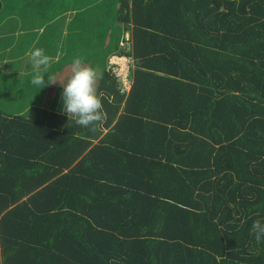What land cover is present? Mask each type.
<instances>
[{"label":"trees","instance_id":"1","mask_svg":"<svg viewBox=\"0 0 264 264\" xmlns=\"http://www.w3.org/2000/svg\"><path fill=\"white\" fill-rule=\"evenodd\" d=\"M118 20L95 132L61 86L0 110V264H264V0H121Z\"/></svg>","mask_w":264,"mask_h":264},{"label":"rangeland","instance_id":"2","mask_svg":"<svg viewBox=\"0 0 264 264\" xmlns=\"http://www.w3.org/2000/svg\"><path fill=\"white\" fill-rule=\"evenodd\" d=\"M4 3L0 15V110L10 115H26L33 106H50L58 87L71 78L74 59H81L82 66L97 72L91 59L100 57L103 39L109 36L107 28L117 32L121 26V0ZM36 48L52 57L48 66H41L39 74L45 79L53 76L56 84L43 89L31 83L37 74L31 59Z\"/></svg>","mask_w":264,"mask_h":264},{"label":"clouds","instance_id":"3","mask_svg":"<svg viewBox=\"0 0 264 264\" xmlns=\"http://www.w3.org/2000/svg\"><path fill=\"white\" fill-rule=\"evenodd\" d=\"M33 69L37 74L31 83L46 88L56 84L54 77L39 74L41 66H48L52 57L44 54V50L36 48L31 52ZM71 78L63 85L61 93L62 108L61 113L67 114L68 120H73L77 127L95 132L99 124L105 119L103 107V94L98 93L97 72L91 68L82 66L81 59H74L71 63ZM251 231L255 234L256 242L264 243V222L257 219L252 223Z\"/></svg>","mask_w":264,"mask_h":264},{"label":"built area","instance_id":"4","mask_svg":"<svg viewBox=\"0 0 264 264\" xmlns=\"http://www.w3.org/2000/svg\"><path fill=\"white\" fill-rule=\"evenodd\" d=\"M129 49H130V46H129ZM131 61H132V57L130 56L116 55L110 59L109 68H111L112 71L119 77L123 92L126 90H129L132 84V80L130 78ZM122 66L125 67V69L122 68Z\"/></svg>","mask_w":264,"mask_h":264},{"label":"crops","instance_id":"5","mask_svg":"<svg viewBox=\"0 0 264 264\" xmlns=\"http://www.w3.org/2000/svg\"><path fill=\"white\" fill-rule=\"evenodd\" d=\"M4 6H5V3L3 4V7H4ZM2 11H3V8H2ZM2 11H1L0 15L2 14ZM109 36H110V34H109ZM109 36L104 38V40H103V42H102V46H103V48L106 47L107 42L110 40ZM49 42H50V40H49ZM50 43H52V42H50Z\"/></svg>","mask_w":264,"mask_h":264}]
</instances>
